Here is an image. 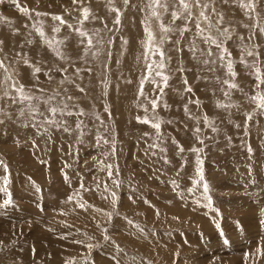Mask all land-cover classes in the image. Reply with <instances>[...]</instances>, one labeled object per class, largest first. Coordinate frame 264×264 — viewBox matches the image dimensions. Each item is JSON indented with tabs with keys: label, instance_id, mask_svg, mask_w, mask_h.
<instances>
[{
	"label": "rangeland",
	"instance_id": "rangeland-1",
	"mask_svg": "<svg viewBox=\"0 0 264 264\" xmlns=\"http://www.w3.org/2000/svg\"><path fill=\"white\" fill-rule=\"evenodd\" d=\"M185 2L67 0L81 19L15 50L27 6L0 3V264H264V0Z\"/></svg>",
	"mask_w": 264,
	"mask_h": 264
},
{
	"label": "snow or ice",
	"instance_id": "snow-or-ice-1",
	"mask_svg": "<svg viewBox=\"0 0 264 264\" xmlns=\"http://www.w3.org/2000/svg\"><path fill=\"white\" fill-rule=\"evenodd\" d=\"M73 2L76 3L77 0H73ZM154 2H155L157 5H159L160 0H154ZM196 2H197V4H199V3H200V0H196ZM0 3H3V0H0ZM125 3H127V0H125ZM179 3H180L185 9H187V8L189 7V5L185 2V0H179ZM241 6H242V7H245V8H251V9H254V8H255V4L252 3L251 0H249V3H247V4H243V3H242ZM164 7L166 8L167 5H164ZM203 7H204V8H207L208 5L205 4ZM22 10H23L26 14L28 13V9H22ZM213 10H214V9H213ZM83 11H84V18H85V20H86V19L88 18V12H89V10H88L87 8H85ZM116 11L118 12L119 10L116 9ZM153 14H154V15H157L156 13H153ZM201 15L203 16L204 13L201 12ZM173 17H174L175 19H178V18H179V16H178L176 13H173ZM204 18L207 19L208 17L205 16ZM53 19L61 20L62 22H64V21H63V18L60 17V16H54ZM185 19H191V15L189 14V16H188V17H185ZM222 22H223V20H222V16H221V23H222ZM64 23H66V22H64ZM116 23H119V20H118V19H117ZM162 28H163V25H162ZM197 28L199 29V23H197ZM56 30L59 31V29H56ZM183 30H184V31H188L189 29H187V27H185V29H183ZM164 31L167 32V31H169V29L164 28ZM227 32H228V29L225 28V29H224V33H227ZM260 32H261V33H264V27H261V28H260ZM41 35H43L42 32H41ZM80 35H81L82 37H88V38H87V44H88L89 46L92 45V38L89 37L88 34H87L86 32H81ZM148 35H149V44L151 45V41L154 39V37H153V35H152V33H151L150 31L148 32ZM201 35H203V30H201ZM227 38L230 39V36L227 37ZM205 42H206V43L210 42L211 44H215V45L217 46V48L220 50L219 58H220V60H221L222 62L225 61V55H227V56H229V57L231 56V53H229V52L227 51V49L224 47V42H223V41H221V42H217L216 39L212 38L211 36H207V37H205ZM0 43H3V42L0 41ZM81 43H83V41H81ZM156 50H157V51H160V49H159L158 47L156 48ZM247 54H248L249 56H258V55H259L258 53H253L252 51H249ZM160 55L163 56V52H162V51H160ZM209 55H211V50H209ZM242 62L246 63V62L243 61V60H242ZM26 63H27V61H26ZM205 63H207V61H205ZM2 65H3V62L0 61V66H2ZM159 67L162 68V67H163V64L161 63V64L159 65ZM252 67H256L255 64H253ZM226 68H227V72H228V74H229L230 76L234 77V76L236 75L235 71L233 70V64H232V62H231L230 59H228V60L226 61ZM34 70H35L36 72H39V71H40L39 68H35ZM77 71H79V70H77ZM158 74H159V73H158ZM255 75H256V81H257V83H256V87L259 88L261 84H264V78H262L259 68H256V73H255ZM163 80H164L165 85H166L167 77L164 76V77H163ZM185 83H187V81H185ZM223 83L227 84L228 87H229L230 89H231V88H236V87H238L236 84L231 83L229 80H225V81H223ZM188 90L191 91L190 88H189ZM18 91H19V90H18ZM81 91H83V89H81ZM225 95H228V93L226 92ZM22 99H31V98H30V97H22ZM252 99L258 101V102H259V107H260L261 109H264V95H262V94H257L256 96L252 97ZM151 103H152L153 107L156 106V101H155V100H153ZM196 103L198 104L199 101H196ZM219 106H220V107H225V108H227V107H231V105H219ZM185 110H187V108H185ZM49 111H51V112L53 113V115H54V114L57 112V109H56V108H50ZM69 115H71V113H69ZM248 119H249V120L252 119L251 114L248 115ZM144 122L147 123L148 121L145 120ZM205 122H206V123H209V126H211V124H210V122H208L206 116H205ZM48 123H50V124H56L57 122H56L55 120H50V121H48ZM153 127H155L157 130H159V128H160V124H159V123H156V124L153 125ZM64 130L67 131V129H64ZM212 130H213V131H216L215 128H212ZM45 131H46V130H45ZM197 131H199V129H197ZM201 143H203V141H201ZM181 151H183L182 148H181ZM193 151H197V152H198V151H201V149H193ZM249 151H251V148H249ZM200 163H202V161H200ZM0 166H4L5 168L7 167L6 165H3V162H2V161H0ZM198 172H199V179L196 180L195 183H196V184H201V182L203 181V172H202V169H198ZM109 174L111 175V173H109ZM65 178H67L66 174H65ZM117 186H119L118 183H117ZM81 187H83L82 184H81ZM202 187H203L204 193L207 195V193L209 192V185H208L206 182H204V183L202 184ZM37 190L39 191V189H37ZM111 195H112V197H113V202H115L116 199H117V198H116V194L113 192V193H111ZM71 199H73L72 196L69 197V200H71ZM207 199L209 200V203H208L206 206H207V207H212V205H211V203H210V201H211V196H207ZM10 203H12V201H11L10 199H6V200H4V202H3V206H7V205H9ZM79 206H80L81 208L85 207L84 204H80ZM98 211H100V210H98ZM262 212H264V210H262ZM108 216H109V218H111V213H108ZM262 223H264V221H262ZM104 231L107 232V229H104ZM105 238L108 239L109 237L106 236ZM76 242H77V243H80V241H76ZM88 247H92V246H91V245H88ZM261 254H264V251H262Z\"/></svg>",
	"mask_w": 264,
	"mask_h": 264
},
{
	"label": "bare ground",
	"instance_id": "bare-ground-1",
	"mask_svg": "<svg viewBox=\"0 0 264 264\" xmlns=\"http://www.w3.org/2000/svg\"><path fill=\"white\" fill-rule=\"evenodd\" d=\"M10 1H12V0H10ZM66 1L67 0H24L25 5L27 6V9H29L28 5H31V6L34 5L35 6V8H34L35 12L28 10V13L26 14L23 10L21 11V14L18 16V18L22 16L21 17V23H19V21L17 20L18 26H15V28L17 27L20 30H19L18 35L12 41L9 42V45H8L9 48L12 50H15L16 43L19 41H24V42L35 41L37 36L41 35V32L47 38H53V37L57 36L58 33L56 32V29H58L62 25V21L53 19L54 16H59L60 14H62V16L65 15L64 18L68 21L71 20V21H69L71 23H73V21L76 20L77 18L81 19V17H82L81 14L78 12H75L74 11L75 8L66 9V7L64 6ZM102 1L103 0H77L76 4L83 5L86 7H91V3L100 2L102 4ZM118 1H120V0H118ZM23 9H25V8H23ZM137 14H138V12H137ZM12 50H11V52L13 53ZM34 51H35V49L33 50V52ZM12 53L9 55H12ZM25 77H30V75H27ZM18 85H19V83H18ZM55 150L56 149H54V147H53L52 152H54ZM24 157L26 159L28 158L27 155ZM19 169H21V168H19ZM18 171H20V170H18ZM22 172H23V170H22ZM31 173H32V171H31ZM34 173H37V175L39 176L38 170H35L33 172V174ZM28 182H30V179L28 180ZM30 186H31V184L28 187H30ZM17 189H18L17 191H22V189H20L19 187H17ZM97 199H99V198H97ZM39 237H40V239H43L42 236H39ZM19 252H21V250H19ZM24 253H26V252H24ZM252 257H253V254H252ZM252 259H251V261H252ZM253 261H252V264H253Z\"/></svg>",
	"mask_w": 264,
	"mask_h": 264
}]
</instances>
